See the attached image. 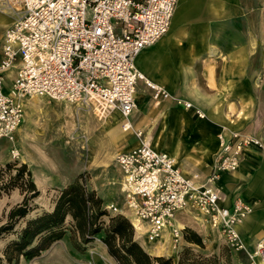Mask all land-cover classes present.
I'll return each mask as SVG.
<instances>
[{"label": "built area", "instance_id": "obj_1", "mask_svg": "<svg viewBox=\"0 0 264 264\" xmlns=\"http://www.w3.org/2000/svg\"><path fill=\"white\" fill-rule=\"evenodd\" d=\"M177 2L0 0L2 9L16 12L0 48V139L14 142L24 121L22 100L33 96L85 108L97 101L125 117L136 108L139 81L156 103L169 98L162 86L138 70L135 58L169 31ZM12 69L15 76L4 93L5 75ZM197 115L201 117L198 111ZM124 128L129 129L130 124L126 122ZM135 135L139 144L117 154L115 162L125 209L142 226L145 239L159 243L176 214L192 207L207 218L231 248L244 251L235 227L249 208L240 200L232 209L220 206L222 195L217 183L223 173L238 168L248 148L261 147V141L240 131L231 132L226 140L220 138V150L211 170L200 182L196 175L183 173L167 153L154 149L141 132ZM10 155L17 159L19 152L13 147ZM104 209L113 214L121 212L113 203ZM171 234L176 241L182 236L178 228H171ZM246 254L248 261L244 264L264 259V237Z\"/></svg>", "mask_w": 264, "mask_h": 264}, {"label": "crops", "instance_id": "obj_2", "mask_svg": "<svg viewBox=\"0 0 264 264\" xmlns=\"http://www.w3.org/2000/svg\"><path fill=\"white\" fill-rule=\"evenodd\" d=\"M0 18L5 19L0 21L2 27H7L14 19L13 15L3 12ZM135 64L147 79L162 86L170 97L156 103L150 90L139 81L135 93L136 108L126 118L117 109L97 110L95 101L90 109L81 105L67 108L75 114L92 111V115L100 117L110 142H125L120 153L136 147L139 139L135 134L141 132V137L154 149L173 157L183 173L196 175L203 182L220 150V138L226 140L231 132L240 131L264 142V0H178L169 31L140 51ZM14 76L12 69L4 80L11 82ZM36 98L39 97L33 100ZM33 100L24 101L27 116L36 109H43L36 107L40 99L35 103ZM184 102L191 106L185 107ZM115 113L118 114V125L112 120ZM54 117L60 120L59 114ZM24 122L25 127L18 132V138L28 132L29 116ZM126 122L130 124L129 129L124 128ZM30 171L40 191L45 183L39 182L38 171ZM119 177L120 173L115 176V184L120 185ZM73 181L69 179L59 188ZM217 186L222 195L221 206L232 209L237 197L256 206L254 213L238 227L242 238L253 237L247 240L248 243L246 241L252 251L264 237V151L248 148L238 169L223 173ZM102 192L106 197L108 192ZM124 209V206L120 208V214L131 221V214ZM188 213L187 210L179 212L175 226L182 227L180 221H185L189 228L196 230ZM196 225L203 228L199 223ZM164 231L161 241L173 254L170 229ZM139 244L149 253L147 248L151 250L153 243L148 245L142 240ZM103 248L107 251L105 245ZM54 251L59 252V261L55 264H87L73 260L79 253L73 246L70 232L35 258L34 264Z\"/></svg>", "mask_w": 264, "mask_h": 264}, {"label": "rangeland", "instance_id": "obj_3", "mask_svg": "<svg viewBox=\"0 0 264 264\" xmlns=\"http://www.w3.org/2000/svg\"><path fill=\"white\" fill-rule=\"evenodd\" d=\"M1 12L0 10V13ZM7 27L0 26V41H2ZM8 83L7 80L4 82V93L9 91L10 81H8ZM28 99L33 100V98ZM36 99L41 100L36 104V107L43 109L42 111L36 109L28 115L31 119L29 128H27L28 132L24 134L22 138H18V132L25 127V122L23 121L14 135V142H10L7 139H0V164L4 165L8 162H16L20 165L27 163L28 168L40 173L39 177L41 181L39 182L45 183L40 190L39 197L33 201V206L36 208L27 218L44 210H50L52 208V200L57 195L59 189H61L59 187L62 183L69 179L75 180L78 177H81L87 189H97L98 192L96 190L94 191L100 198V195L104 196L102 191L105 193L108 192L107 196H104L105 198H101L103 207L109 203H113L119 209L124 206V195L118 188L119 184H115L117 182L115 176L117 177L120 173L115 158L116 155L121 152L125 142L118 144L110 142L109 137L105 133V127L101 118L92 115V111L91 113L75 114L74 110L72 112L67 110L68 107L74 108L75 104L55 101L48 98ZM36 99L33 100L34 103ZM56 114L60 116V120L58 121L54 117ZM28 116L24 109V119ZM13 147L19 152V157L17 159H13L10 155V150ZM256 148L260 151H264V142H261V147ZM32 162L35 164H32ZM119 178H121V176ZM21 200L22 195L18 190H14L8 195H3L0 198V219L4 221V216L8 210L20 203ZM237 200L242 201L244 205L249 208L247 214L252 215V213H254L256 208L255 205L245 202L241 197H237L235 201ZM187 211L190 212L188 215L191 217L193 226L196 230L190 229L201 237L203 248L189 243L184 239V229L189 227L187 226V222L180 221L182 227L178 229L182 232L181 238L177 241L174 240L173 237L170 239V241L172 240V247L173 244L175 245V248L173 247L174 253H169L167 244L160 241L159 243L151 244V250L146 247L149 253H151V256L170 257L177 260L179 253H181L183 249L189 248L195 254H202L205 256L216 255L222 256L223 258L229 257L232 264H238L239 262L245 263L248 261L246 252L250 251V249L247 240L253 238L252 236L249 235L247 239L240 237L245 250L235 251L227 244L223 235L210 225L204 215L192 207H189ZM107 214L108 216H105L103 219L105 223L108 222V218L111 216L122 215L120 213L113 214L108 212ZM24 221L25 220L19 224L18 228L24 225ZM132 221L135 223L133 217ZM196 223H199L203 228H198ZM67 232H70L69 227H67ZM101 235L95 236L93 241L87 245L82 244L81 241L76 238L77 235L75 238L72 236V240L73 238L75 239L74 243L79 249L77 250L75 248L79 254H77L76 258L73 260L87 264H117V262L108 255L107 251L104 250V243L100 238ZM12 238V235H7L0 239V248L2 249ZM134 239L138 243H141L142 240L148 243V245L150 243L142 235V232L139 233L134 231ZM36 261V259L31 261L21 259L20 262L23 264L25 262V264H34ZM58 261L59 252L54 251L53 254L36 264H55Z\"/></svg>", "mask_w": 264, "mask_h": 264}, {"label": "trees", "instance_id": "obj_4", "mask_svg": "<svg viewBox=\"0 0 264 264\" xmlns=\"http://www.w3.org/2000/svg\"><path fill=\"white\" fill-rule=\"evenodd\" d=\"M14 190L19 191L22 200L8 210L4 221L0 219V239L13 236L0 248V264H19L21 259L31 261L41 256L63 238L67 227L71 237L77 235L84 245L103 234L100 238L117 264H232L229 257L195 254L189 248L183 249L177 260L151 256L134 239V229L126 217L111 216L105 223L108 214L102 199L87 189L81 177L59 189L50 210L29 218L36 208L33 201L40 195L30 169L16 162L0 164V198ZM23 220L24 225L18 228ZM74 238L73 246L79 250ZM184 239L203 248L201 237L190 228L184 229Z\"/></svg>", "mask_w": 264, "mask_h": 264}, {"label": "bare ground", "instance_id": "obj_5", "mask_svg": "<svg viewBox=\"0 0 264 264\" xmlns=\"http://www.w3.org/2000/svg\"><path fill=\"white\" fill-rule=\"evenodd\" d=\"M0 10L3 12V14H5V15H9V16H11L12 17V15L13 14H15L16 12L15 11H8V10H6V9H2L1 7H0ZM0 21H5V19L4 18H0ZM14 70V69H13ZM34 97H36V96H33V97H29V98H34ZM39 98H43V97H39ZM46 98V97H45ZM26 99H28V98H25V99H23L22 100V104H23V107H24V101L26 100ZM77 105H79V104H77ZM95 106H96V108H97V110H100V111H103V110H105L106 108L104 107V106H101V104L100 103H98L97 101H95ZM85 108V107H84ZM24 109H25V107H24ZM87 109H90V108H87ZM117 111V110H116ZM119 111V110H118ZM120 112V111H119ZM119 112H116V113H119ZM115 113V114H116ZM121 113V112H120ZM108 114V113H107ZM114 114V115H115ZM123 116V115H122ZM121 117V116H120ZM124 118H126L125 116H123ZM107 118V117H106ZM112 120H113V122H114V125H118L119 124V119H118V114H116L115 116H112ZM127 129V128H126ZM170 156V155H169ZM173 158V157H172ZM173 160H174V162L176 163V161H175V159L173 158ZM177 164V163H176ZM239 167V166H238ZM119 169V168H118ZM238 169V168H237ZM236 169V170H237ZM236 170H234V171H236ZM234 171H232V172H234ZM231 172V173H232ZM121 179V178H120ZM120 190H121V183H120ZM122 191V190H121ZM219 205H220V201H219ZM221 206V205H220ZM188 208H186V209H184V210H182V211H186ZM179 212H181V211H179ZM178 212V213H179ZM177 213V214H178ZM176 214V215H177ZM249 214H246V215H244L243 216V218L237 223V225H236V227H235V229H236V231H237V233L239 234V230H238V227H239V225L241 224V223H243V221L247 218V216H248ZM133 217V216H132ZM132 217H131V222H132V224L136 227V229L138 230V231H141L142 230V226H139V224H138V222H137V220L134 218V221H135V223L132 221ZM175 218H176V216L174 217V219H173V222L171 223V226H169V227H166V228H169L170 229V234H171V228H178L177 226H175ZM165 228V229H166ZM144 230V229H143ZM142 230V231H143ZM172 235V234H171ZM239 236H240V234H239ZM241 237V236H240ZM161 238H162V235H161ZM175 245L173 244V247H174ZM175 248V247H174ZM173 249V248H172ZM255 262H256V264H264V259H259V258H257L256 260H255Z\"/></svg>", "mask_w": 264, "mask_h": 264}]
</instances>
